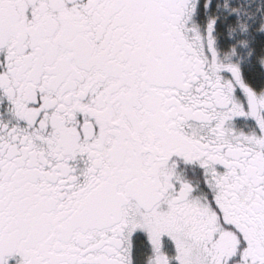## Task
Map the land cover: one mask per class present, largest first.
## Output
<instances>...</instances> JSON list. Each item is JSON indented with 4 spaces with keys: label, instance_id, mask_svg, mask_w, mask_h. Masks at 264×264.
Wrapping results in <instances>:
<instances>
[{
    "label": "snow or ice",
    "instance_id": "1",
    "mask_svg": "<svg viewBox=\"0 0 264 264\" xmlns=\"http://www.w3.org/2000/svg\"><path fill=\"white\" fill-rule=\"evenodd\" d=\"M0 264H264V0H0Z\"/></svg>",
    "mask_w": 264,
    "mask_h": 264
}]
</instances>
